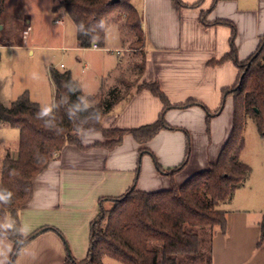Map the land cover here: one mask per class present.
Here are the masks:
<instances>
[{"label":"crops","instance_id":"0c3cea01","mask_svg":"<svg viewBox=\"0 0 264 264\" xmlns=\"http://www.w3.org/2000/svg\"><path fill=\"white\" fill-rule=\"evenodd\" d=\"M182 2L184 5L176 0H137L141 10L134 4L143 16L144 43L140 50L145 56V69L141 80L158 81L172 104L189 99L200 104L167 110L166 120L176 128L162 129L145 143H138L128 133L121 143L109 148L104 144L107 138L99 130L82 131L81 146L67 143L36 177L33 198L20 211L24 235L46 229L22 248L16 264H64L69 252L78 259L84 258L90 245V224L98 213L101 197L119 196L132 186L150 191L170 188L219 157L230 135L234 114L233 96L223 101V89L237 83L240 68L227 57L231 52L232 28L218 21H230L236 26L238 56L241 61L246 60L264 35V0ZM120 41L122 47L94 48L81 47L77 39L74 45H63L61 49L78 52L74 61L82 62V73L76 76L77 67L66 69L64 63L55 67L70 70L84 93L95 95L102 82L109 81L128 62L129 41L123 37ZM105 49L118 53L117 61L108 66L101 62L100 56L92 61L85 53ZM91 68H96L94 79L99 77L101 81L96 91L86 88L84 70ZM54 96L55 92L47 105L54 103ZM204 106L211 111L220 108L212 116L209 128ZM163 108L162 100L149 89L135 91L104 116L103 126L131 129L152 123L160 117ZM184 130L190 135L191 156L188 164L172 178L156 167L154 157L165 170L178 166L186 153ZM10 153L17 157L18 149ZM244 187L245 184L239 187L233 197ZM251 202L252 199L224 209L227 230L216 229L210 237L212 264H264V243H259L264 211L260 209L252 214L256 207H251ZM0 248L11 249L7 264H12L14 243L8 238L1 239Z\"/></svg>","mask_w":264,"mask_h":264},{"label":"trees","instance_id":"16d2710c","mask_svg":"<svg viewBox=\"0 0 264 264\" xmlns=\"http://www.w3.org/2000/svg\"><path fill=\"white\" fill-rule=\"evenodd\" d=\"M5 1L0 0V12ZM176 1L184 5L182 0ZM63 7L77 26V39L81 47H91L94 43L105 46L107 28L112 23L119 26L124 40L130 39L132 48L143 46V16L132 0H64ZM101 19L105 22V29L96 30L99 34L97 40L80 34L78 25L81 22L91 28ZM218 22L229 24L232 28L231 52L227 57L240 68L237 83L223 89V101L227 96H233L234 114L230 135L219 157L208 167L195 171L182 183H174L170 188L150 191L132 186L119 196L101 197L98 213L90 224L87 255L78 259L69 252L64 264H105L106 257L123 264H192L198 261L200 264H212L210 237L216 229L226 232L228 226L227 211L220 205L232 198L251 173V167L240 157L245 146L248 118L256 121L260 134L264 136V35L256 51L241 61L235 43L236 26L226 20ZM136 68L137 84L132 90L125 82H122V88L107 85L104 80L97 94L87 95L70 70L51 66L50 76L56 87L54 102L60 107L55 111V121L50 126L37 118L41 104L33 100L28 91L8 105L0 101V121L20 131L18 156L13 157L7 151L0 171V189L12 193L9 203L0 202V225L13 224L11 229H0V240L8 238L14 243L12 264H16L22 248L46 229L39 228L29 235H22L20 211L33 198L36 177L49 167L67 143L81 146L80 133L84 130L102 131L107 138L104 144L109 148L121 143L128 133L138 143H145L162 129L176 128L166 120L167 110L200 104L195 99L172 104L158 81L141 80L145 69L144 55ZM68 81L77 91L69 92L63 86ZM142 89H149L162 100L164 108L160 117L155 122L131 129L105 128L102 122L104 116L119 102ZM81 96L90 107L86 112L78 113L75 120H69L66 109ZM97 108L101 113L99 120L95 119ZM204 109L209 128L212 116L220 108L211 111L204 106ZM184 131L187 136L186 153L178 166L165 170L154 157L156 167L172 178L188 164L191 156L190 135L187 130ZM107 203L110 205L107 206ZM260 228L259 243L262 244L264 213ZM55 231L60 233L57 229Z\"/></svg>","mask_w":264,"mask_h":264},{"label":"rangeland","instance_id":"374dc122","mask_svg":"<svg viewBox=\"0 0 264 264\" xmlns=\"http://www.w3.org/2000/svg\"><path fill=\"white\" fill-rule=\"evenodd\" d=\"M64 0H6L0 12V101L7 104L28 91L33 100L47 105L52 100L55 84L50 76V67L64 63L66 69L75 68L76 76L83 71L82 62L74 61L75 50H62L61 46H72L77 41V26L63 7ZM134 4L141 10L137 3ZM61 19L63 22H61ZM123 37L119 26L112 23L106 32L105 47H122ZM115 38L117 41L114 42ZM120 39V40H119ZM119 40V41H118ZM124 68L106 81L107 85L136 87L137 68L142 59L141 47L132 48ZM33 45V46H32ZM137 50V51H133ZM34 53L29 56L28 52ZM77 52V53H76ZM90 60L101 57L106 66L117 61L116 51H85ZM136 54V55H135ZM97 62V61H96ZM102 63V64H103ZM96 68L85 69L86 88L96 91L100 87V78H95ZM35 75V79L33 76ZM133 84V86H131ZM126 85V86H127ZM20 131L0 121V160L7 151L14 153L18 149ZM241 160L251 167V173L235 197L222 202V209H229L238 203L252 199V214L264 211V136L260 134L256 121L248 118L245 129V146L241 152ZM110 205L109 203L106 204ZM249 207V206H248ZM253 216V215H252ZM205 244V243H204ZM105 264H123L110 257L104 259ZM184 264H187L186 262ZM200 264V262H192Z\"/></svg>","mask_w":264,"mask_h":264},{"label":"clouds","instance_id":"9594fccd","mask_svg":"<svg viewBox=\"0 0 264 264\" xmlns=\"http://www.w3.org/2000/svg\"><path fill=\"white\" fill-rule=\"evenodd\" d=\"M97 29L103 31L105 29V22L103 19L97 22V24L91 28H87L83 22H81L78 25V30L81 35L89 37L91 40H97L99 38V34L96 31ZM34 53L31 51L28 52V55L31 56ZM35 79V75L33 76ZM72 82L68 81L63 84L64 87L68 88L69 92H75L77 91L76 87L71 86ZM60 107V105L56 102L49 104V105H44L41 106L36 113L37 118L44 120L46 126H50L54 123L55 121V111L57 108ZM90 107L89 104L85 102V98L83 96L78 97V101L73 103L70 107L66 109L67 116L69 120H75L77 117V114L80 112H86L88 108ZM101 116L100 110L97 108L96 113H95V119L99 120ZM12 198V193L9 192L7 189H0V202H3L5 204L9 203ZM13 227V224L11 222L5 224V225H0V229L8 230ZM20 233L23 235L25 234V230L22 228L20 229ZM11 251L10 248L5 251L3 248H0V264H7V253Z\"/></svg>","mask_w":264,"mask_h":264},{"label":"built area","instance_id":"2783aa9c","mask_svg":"<svg viewBox=\"0 0 264 264\" xmlns=\"http://www.w3.org/2000/svg\"><path fill=\"white\" fill-rule=\"evenodd\" d=\"M92 47L97 48V47H98V44H97V43H94V44L92 45Z\"/></svg>","mask_w":264,"mask_h":264}]
</instances>
